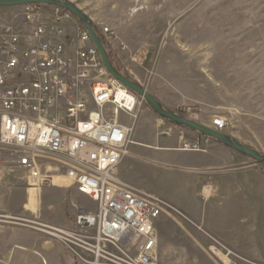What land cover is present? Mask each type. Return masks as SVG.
I'll list each match as a JSON object with an SVG mask.
<instances>
[{"label": "rangeland", "instance_id": "1", "mask_svg": "<svg viewBox=\"0 0 264 264\" xmlns=\"http://www.w3.org/2000/svg\"><path fill=\"white\" fill-rule=\"evenodd\" d=\"M67 1L94 26H109L114 31L116 39L111 44L103 40L108 58L164 107L177 114L184 110L181 116L206 127L213 117H221L229 124L224 134L247 147L253 138L264 136V132L252 131V120L257 128H264L263 118L251 114L242 118L239 114L242 104L250 107L255 101L258 107L264 101L258 97L259 93L264 96V0ZM53 8L36 6V11L48 13ZM70 17L72 24L80 26ZM24 18L22 6L0 8V31L5 26L16 31L25 29ZM127 69L135 78L126 74ZM136 97L134 115L145 118L150 125L123 115L120 121L132 127L136 135L152 137L160 131L157 125L161 118ZM164 121L171 135L160 137L175 139L177 149L197 140L203 142L197 133ZM204 146L203 142V150ZM244 160L255 165L246 157ZM124 161L132 162L131 181L141 185L146 196L163 204L156 223V264H264L256 244L239 245V251H234L207 238L203 229L178 208L182 200L186 206L189 204L187 188L175 175L164 176L160 170L163 168L154 165L150 166L155 170H146L143 162L130 154ZM24 178L22 172L0 163V260L11 257L9 264H94L90 247L77 241L93 234L76 230L73 224V206L91 210L90 202L74 190H65V180L53 183L60 184L59 193L51 195L58 188L44 186L36 198L29 199ZM28 202L36 213L24 211ZM49 228L61 231L65 240L52 237L54 230ZM160 237L165 254L158 250ZM109 251L113 259H100L99 264H123L121 253Z\"/></svg>", "mask_w": 264, "mask_h": 264}, {"label": "built area", "instance_id": "2", "mask_svg": "<svg viewBox=\"0 0 264 264\" xmlns=\"http://www.w3.org/2000/svg\"><path fill=\"white\" fill-rule=\"evenodd\" d=\"M22 7L26 28L5 26L0 32V163L22 172L26 189H59L54 178H65V190L90 202L91 210L73 206V224L93 234L77 241L90 247L94 264L113 259L109 249L124 256L123 264H156V223L163 204L139 195L118 177L132 144V127L121 122L120 115L135 119L134 106L116 103L114 86H123L108 74L86 30L77 26L76 37H71L50 28V23L72 21L68 12L54 7L51 16L43 18L36 6ZM92 26L101 42L116 39L109 26ZM126 74L135 78L128 69ZM165 125L163 119L158 121V134L170 136ZM209 127L224 133L229 124L215 116ZM202 138L204 143L210 140ZM203 142L184 144L182 150L203 151ZM2 230L0 224V236ZM52 233L65 240L66 235Z\"/></svg>", "mask_w": 264, "mask_h": 264}, {"label": "crops", "instance_id": "3", "mask_svg": "<svg viewBox=\"0 0 264 264\" xmlns=\"http://www.w3.org/2000/svg\"><path fill=\"white\" fill-rule=\"evenodd\" d=\"M51 13L52 10L48 13L42 10L38 17L49 18ZM70 21L64 19L58 25L50 23L49 26L61 29L62 36L76 37L77 25ZM262 96L258 94L259 98L264 99ZM254 102L250 107L242 104L239 114L241 113L242 118L251 114L263 120L264 101L258 107L256 102L253 105ZM137 120L150 125L141 116L136 118V122ZM256 121L260 124L258 119ZM256 124L252 120V131L264 132V128H257ZM244 125L243 121L241 131L244 130ZM151 126L156 129L154 125ZM130 140L132 144L128 147V152L134 159L143 162V168H163L160 170L164 176L175 175L187 188L189 205L186 206L185 200H182L178 208L203 229L207 238L234 251H239V245L256 244L257 251L262 252L261 258L264 259V170L257 167L259 165L246 163L244 156L213 140L205 143L203 151L177 149L175 139L160 137L157 132L146 138L136 135L132 129ZM247 145L264 156V136L260 140L253 138ZM131 167L132 162L125 163L123 160L118 168L119 179L134 192L146 196L142 186L138 187L131 181ZM58 190L53 189L51 195L59 193ZM162 240L160 237L158 250L165 254Z\"/></svg>", "mask_w": 264, "mask_h": 264}, {"label": "water", "instance_id": "4", "mask_svg": "<svg viewBox=\"0 0 264 264\" xmlns=\"http://www.w3.org/2000/svg\"><path fill=\"white\" fill-rule=\"evenodd\" d=\"M19 6H52L68 12L89 34L93 44L98 50L108 74L118 81L123 87L141 98V100L145 102V104L151 109V111H153V113L177 127L195 132L200 136L213 140L218 144L253 160L255 164L259 165L264 170V156L262 154L237 142L232 137L224 133L216 132L209 126L206 127L197 122L191 121L164 107L155 98L148 94L141 86L124 76L108 58L100 38L93 29L91 20L72 3L67 0H0V8Z\"/></svg>", "mask_w": 264, "mask_h": 264}, {"label": "bare ground", "instance_id": "5", "mask_svg": "<svg viewBox=\"0 0 264 264\" xmlns=\"http://www.w3.org/2000/svg\"><path fill=\"white\" fill-rule=\"evenodd\" d=\"M114 98H115L116 103L120 104L121 106H125V107H128L130 109L132 108V106H134L133 107V112L135 111V107L137 105V102H136L133 94L129 93L126 90V88L123 89L121 86L115 85L114 86ZM183 151H188V150H183ZM60 180H65V181H67L69 183V181L67 179H65V178H62V179H56V178H54L53 183L56 182V181H60ZM40 191L41 190L38 189V188L31 187V188H27L26 189V194H27V196H28L29 199H31V197L36 198V196L39 194ZM34 200L36 201V199H34ZM24 211H28V212H31V213H36V209L29 202L27 204H25ZM49 229L54 230V231H56L58 233H62L61 231L56 230V229H52V228H49ZM49 235H52V234H49ZM68 236H71V235L68 234ZM222 258H223V260H225V257H222ZM10 260H11V257L7 258L6 262L9 263ZM41 264H47V263L44 262V261H42Z\"/></svg>", "mask_w": 264, "mask_h": 264}, {"label": "trees", "instance_id": "6", "mask_svg": "<svg viewBox=\"0 0 264 264\" xmlns=\"http://www.w3.org/2000/svg\"><path fill=\"white\" fill-rule=\"evenodd\" d=\"M102 41V40H101ZM103 43V46H106V44L104 43V42H102ZM109 58L111 59V57L109 56ZM112 60V59H111ZM128 78V77H127ZM128 79H130V78H128ZM178 113L180 114V115H184V110H179L178 111Z\"/></svg>", "mask_w": 264, "mask_h": 264}]
</instances>
